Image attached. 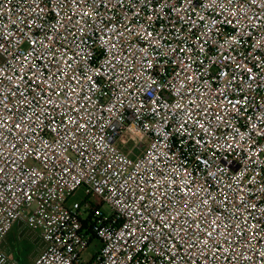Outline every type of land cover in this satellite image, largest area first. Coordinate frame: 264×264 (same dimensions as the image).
I'll return each mask as SVG.
<instances>
[{
    "label": "built area",
    "instance_id": "2783aa9c",
    "mask_svg": "<svg viewBox=\"0 0 264 264\" xmlns=\"http://www.w3.org/2000/svg\"><path fill=\"white\" fill-rule=\"evenodd\" d=\"M20 221L30 264H264V0H0V264Z\"/></svg>",
    "mask_w": 264,
    "mask_h": 264
},
{
    "label": "rangeland",
    "instance_id": "374dc122",
    "mask_svg": "<svg viewBox=\"0 0 264 264\" xmlns=\"http://www.w3.org/2000/svg\"><path fill=\"white\" fill-rule=\"evenodd\" d=\"M75 198L79 201L84 198L81 190L76 193ZM90 200L93 204L101 206L106 214L110 213L108 206L105 204L101 205L96 196L91 195ZM93 245H97V242L94 241ZM92 246L88 248L86 255L93 251ZM2 249L17 264H30L42 250V243L38 234L28 229L23 221H20L3 241Z\"/></svg>",
    "mask_w": 264,
    "mask_h": 264
}]
</instances>
